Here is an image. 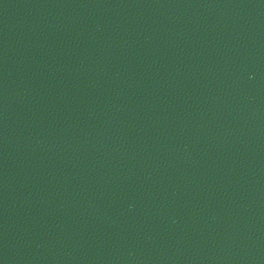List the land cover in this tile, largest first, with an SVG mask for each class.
<instances>
[{"label": "water", "instance_id": "95a60500", "mask_svg": "<svg viewBox=\"0 0 264 264\" xmlns=\"http://www.w3.org/2000/svg\"><path fill=\"white\" fill-rule=\"evenodd\" d=\"M0 264H264V0H0Z\"/></svg>", "mask_w": 264, "mask_h": 264}]
</instances>
